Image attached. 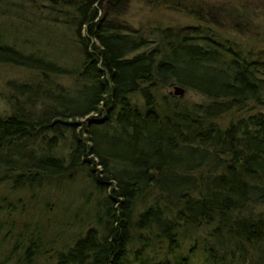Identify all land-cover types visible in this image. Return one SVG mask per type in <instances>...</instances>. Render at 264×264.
<instances>
[{
	"label": "trees",
	"instance_id": "obj_1",
	"mask_svg": "<svg viewBox=\"0 0 264 264\" xmlns=\"http://www.w3.org/2000/svg\"><path fill=\"white\" fill-rule=\"evenodd\" d=\"M56 1L55 22L71 31L60 61L0 36V65L42 82L8 86L0 195L40 193L78 171L95 205L68 245L62 229L45 238L41 223H9L17 208L2 197L3 264H264V114L252 113L264 108V42L227 31L252 21L244 0L207 15L205 0H143L198 25L133 33L99 19L101 0ZM17 18L15 34L31 33ZM170 87L204 101L156 98Z\"/></svg>",
	"mask_w": 264,
	"mask_h": 264
},
{
	"label": "rangeland",
	"instance_id": "obj_2",
	"mask_svg": "<svg viewBox=\"0 0 264 264\" xmlns=\"http://www.w3.org/2000/svg\"><path fill=\"white\" fill-rule=\"evenodd\" d=\"M55 1V2H54ZM59 2V1H58ZM56 0L45 2V0H0V36H6L8 43L13 47H19V50L26 55L31 53L40 52L45 56L47 52L48 58L46 63L57 62L61 60L60 53L62 49H57L56 46L60 42L65 45L64 48L68 49L69 44L66 45L68 36V29L62 26L61 21L55 22L59 18V14L54 13L52 9L54 3H58ZM205 14H208V7L213 4L221 5V0H205ZM246 8H248L250 18V24L247 23L246 27L242 25H229L224 24V27H228L227 31H230V35L236 36L237 40L246 42L251 47L257 40L260 43L264 42V0H244ZM99 19L106 23L117 22L121 25L123 32L127 31L133 33L135 29L146 31L149 27L160 25L161 27H174L181 28L183 31H188L190 26L198 25V21H195L191 17H187L181 12H176L171 9L163 7H154L148 2L143 0H122L114 3H110L109 0H101ZM24 18L22 22L25 27L32 29L31 33L26 30L15 34L20 30L21 24L18 22V18ZM223 26V25H221ZM15 29V31H14ZM28 29V28H27ZM134 30V31H133ZM48 31L46 35L43 33ZM13 32V33H12ZM71 32V31H69ZM240 32V34H239ZM45 34V33H44ZM65 34L66 38L62 36ZM240 35V37H239ZM245 37L243 40L242 38ZM252 39L250 41L249 39ZM7 43V44H8ZM74 52V51H72ZM75 53V52H74ZM74 56V55H73ZM72 56V57H73ZM71 57V58H72ZM48 61V62H47ZM77 63V59L74 57L71 60ZM62 63V64H61ZM65 67L63 61L60 62ZM69 62H66V65ZM76 65L72 64L68 70H73ZM10 83L12 85H10ZM40 84V78L33 72H26L23 69H13L10 66L0 65V114L5 115L9 110L5 99L11 95V91L8 86L17 87L24 84ZM60 85L65 88H74L73 78L65 77L60 81ZM44 86V85H43ZM41 86V88H43ZM162 88L157 92L156 98L170 99L167 96L170 95L173 98H177L180 101L187 102L188 104H201L204 99L195 93L184 92L182 98L175 97L173 95L174 88ZM264 114V108H258L257 111ZM251 114V113H250ZM85 121H81L83 123ZM77 123V121H75ZM80 131H75L78 134ZM69 137L68 134H65ZM87 135H83L82 140ZM64 155V153H63ZM86 164V163H85ZM99 169V168H98ZM83 172H76L72 175V181L64 179L59 183H52L51 187L40 193H25L23 195L15 196L7 193L6 190L0 195V202L2 197L5 198L7 204H15L16 212L13 213L9 223L17 225V228H22V224L27 226H33L36 223H41L44 231L45 238L55 237L57 238L59 231L62 232L63 242L71 241V237L80 234V228H77L79 224L85 226L84 223H89V218L92 217V208L95 205V201L92 199L90 192V180L86 176H83ZM5 193V195H4ZM90 196V197H89ZM43 200L48 202L45 210L42 203ZM18 203L21 204L18 206ZM22 206V209H21ZM11 207V205H10ZM0 209H3L0 204ZM78 210V211H77ZM5 212L0 211V223L6 222ZM49 224V225H48ZM61 225H65L62 227ZM84 229V228H83ZM3 238V237H2ZM69 239V241H68ZM5 246V244H4ZM0 244V264L6 261L5 255L7 250ZM10 251V249H9ZM18 257V256H17ZM16 258V256H15ZM12 264V263H10ZM37 264H44L43 261Z\"/></svg>",
	"mask_w": 264,
	"mask_h": 264
},
{
	"label": "water",
	"instance_id": "obj_3",
	"mask_svg": "<svg viewBox=\"0 0 264 264\" xmlns=\"http://www.w3.org/2000/svg\"><path fill=\"white\" fill-rule=\"evenodd\" d=\"M173 95L175 97H179V98H182V96L184 95V90L181 88H178V87H175L174 88V92H173Z\"/></svg>",
	"mask_w": 264,
	"mask_h": 264
}]
</instances>
